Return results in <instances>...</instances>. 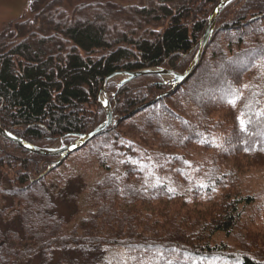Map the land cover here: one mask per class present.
I'll return each mask as SVG.
<instances>
[{
  "label": "trees",
  "instance_id": "1",
  "mask_svg": "<svg viewBox=\"0 0 264 264\" xmlns=\"http://www.w3.org/2000/svg\"><path fill=\"white\" fill-rule=\"evenodd\" d=\"M159 1L53 0L0 32V129L67 145L105 121L109 76L184 74L220 0ZM121 82L106 86L112 126L64 161L0 137V264H108L111 250L132 264H264V0L223 11L178 89ZM85 171L99 180L86 186Z\"/></svg>",
  "mask_w": 264,
  "mask_h": 264
},
{
  "label": "water",
  "instance_id": "2",
  "mask_svg": "<svg viewBox=\"0 0 264 264\" xmlns=\"http://www.w3.org/2000/svg\"><path fill=\"white\" fill-rule=\"evenodd\" d=\"M234 1L236 0H220L219 3L214 7L213 11L211 12L208 18L204 34L201 38L199 50L194 60L192 61L191 65L189 66V68L184 74H178V73H175L169 70L150 69V70H141V71L133 72V73H115L109 76L104 81L101 87V90L99 92V98H98L99 105L103 109L105 113V117H106L104 123L98 126L97 128H95L92 132L78 136L77 141H75L74 143L66 145L65 147L60 148V149H40L14 136H11L9 133L1 129H0V137L14 144L15 146L25 150L28 153H32V154H35L37 156H42V157H50V158L59 157L61 160H65L69 155L82 149L87 143H89L94 138L98 137L100 134L105 132L112 125V122H113L112 111L106 99V91H105V88L108 83H110L111 81L117 78H122L123 79L122 82L117 86V88L120 89L125 84L129 83L130 81H133L140 77L155 75V76H159V77L169 80V82L166 84L168 88L177 89L188 79V77L196 69L211 39V36L214 32L219 16L226 9V7L229 6Z\"/></svg>",
  "mask_w": 264,
  "mask_h": 264
},
{
  "label": "rangeland",
  "instance_id": "3",
  "mask_svg": "<svg viewBox=\"0 0 264 264\" xmlns=\"http://www.w3.org/2000/svg\"><path fill=\"white\" fill-rule=\"evenodd\" d=\"M51 1H53V0H0V32H2L4 29L8 28L11 25H14L17 22H22V21L32 19L38 11H40L46 4H48ZM61 1H62L64 9H66L67 11L71 10L77 4L93 3V2H110L113 4L119 5V6L138 5V4L140 5V0H92V1L67 0L68 3H66L65 0H61ZM70 1H73V4H70ZM152 3L155 6L160 5V4L164 5L159 0H152ZM165 5L167 6V4H165ZM123 27H121V28L118 27V28L122 29L124 31L125 29ZM125 27L127 29L133 28V26H125ZM110 34H112L111 31H110ZM148 39H150L149 40L150 42L153 41L151 38H148ZM200 63H201V60H200L199 64L197 65L196 69H198ZM196 69L194 71H196ZM194 71H193V73H194ZM192 74L188 77V79L185 82H187L189 80V78L192 76ZM61 146H62V144L60 143L54 147L59 148ZM23 151H25V150H23ZM32 155H35V154H32ZM40 157H42V156H40ZM80 177H81V180L83 181V183L85 182L86 186H90L99 180V176L96 173H94L93 171H85L84 173H81ZM80 199H82V198L80 197ZM81 205H82V203H81ZM81 217L82 216L80 215L79 218H81ZM254 234H257V232H255ZM258 234L259 235H254V237H253V239L255 238V240H258V241H256V243L258 244V248H255L256 252H258L257 250L263 246V244H261L260 242L264 243V228H262L258 232ZM221 239L227 241L229 244H232L231 241L228 239L226 240V238H224V236H221ZM108 264H132V263L128 258H126L124 256L122 251L111 250L109 252V255H108Z\"/></svg>",
  "mask_w": 264,
  "mask_h": 264
},
{
  "label": "snow or ice",
  "instance_id": "4",
  "mask_svg": "<svg viewBox=\"0 0 264 264\" xmlns=\"http://www.w3.org/2000/svg\"><path fill=\"white\" fill-rule=\"evenodd\" d=\"M243 123H244V122H243V121H241V130H243Z\"/></svg>",
  "mask_w": 264,
  "mask_h": 264
}]
</instances>
